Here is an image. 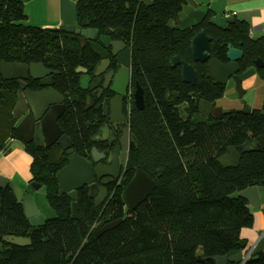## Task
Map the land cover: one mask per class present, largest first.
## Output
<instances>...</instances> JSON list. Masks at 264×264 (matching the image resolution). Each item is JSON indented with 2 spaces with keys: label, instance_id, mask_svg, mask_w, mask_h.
I'll use <instances>...</instances> for the list:
<instances>
[{
  "label": "trees",
  "instance_id": "16d2710c",
  "mask_svg": "<svg viewBox=\"0 0 264 264\" xmlns=\"http://www.w3.org/2000/svg\"><path fill=\"white\" fill-rule=\"evenodd\" d=\"M184 0H155L149 6L135 0H78L77 25L97 35L125 42L131 50L133 88L143 90V109L134 104L129 115L130 134L138 148L130 153L120 186L108 188L109 201L96 206L88 187L78 191V218L72 219L73 200L59 193L58 171L68 163L57 145L50 149L25 144L31 156V182L43 185L54 212L41 227H33L10 187L0 188V264H215L213 257L241 253V232L253 225L246 200L231 196L245 188L264 189V150L245 152L239 166L226 168L219 159L264 135V101L260 110L231 111L204 118L200 101L216 103L226 87L208 78V63L193 62L190 42L204 31L212 38L211 60L227 63V46L243 51V73L257 59L264 63V38L250 39L249 25L235 21L227 31L209 24L211 13L188 28L171 27ZM23 5L0 0V64L42 63L57 72L53 88L65 96L59 126L74 151L90 159L100 121L98 106L88 109L89 95L79 87L77 70L91 72L99 57L79 39L62 31L24 25ZM92 38H87L89 40ZM98 39H93L97 41ZM178 56L193 64L197 79L184 83L181 67H171ZM264 81V66L258 69ZM31 91L42 89L31 81ZM20 88L0 75V148L18 138L12 115ZM133 92V91H132ZM184 111V115L180 109ZM142 170L155 183L151 195L135 210L125 207L121 195ZM121 222L96 236L107 223ZM21 237L29 245L9 243ZM227 264H238L228 262ZM244 264H264V253Z\"/></svg>",
  "mask_w": 264,
  "mask_h": 264
},
{
  "label": "water",
  "instance_id": "95a60500",
  "mask_svg": "<svg viewBox=\"0 0 264 264\" xmlns=\"http://www.w3.org/2000/svg\"><path fill=\"white\" fill-rule=\"evenodd\" d=\"M154 1L155 0H136L139 5L145 4L149 6H151ZM213 1L216 0H184L181 12L169 22V25L174 28L177 27L189 14L196 11L199 7L209 8ZM235 21V17L225 15V12L214 13L209 18V24L222 31H227L230 25L235 23ZM54 30L62 31L66 36H76L83 48L88 46L93 53L99 57L100 61L94 72L95 78L102 77L103 71L107 69L110 64L108 61L110 54L114 58L115 64L120 66L119 71L115 70V66V74L114 70H112L109 73V79H106L103 85L104 89H108L111 93L115 94L111 103L107 101L104 102V106H106L105 109L112 113V119L114 114L120 112V106H122L123 103L122 100H125L126 97L130 95L129 92H131L130 90L133 88L129 69L131 65L130 48L122 42H110L111 39L108 36H101L98 41H93V39L86 40L87 38H92L87 36L89 35V30H82L78 25ZM211 42L212 38L204 31L196 33L190 42V54L195 63L204 64L209 62L208 78L217 84L226 86L229 79L235 78V76L239 74L238 64L243 58V51L232 45H228L226 51L227 63H222L217 59L211 60ZM109 47L112 48L111 53L107 51ZM118 47L120 49L124 48V61L120 60L119 56H121V53ZM254 64L258 68L264 66V63L260 59L256 60ZM170 66L181 67V77L184 83L193 85L196 82L197 72L193 64H188L180 57L175 56L170 60ZM87 71L86 69L78 70V73L82 74L79 79V87L83 91L89 90L90 82H92V78L87 76ZM55 74H57V72L51 71V69L46 68L42 63L25 64L3 61L0 64V75L2 79L5 81H17L20 88L17 94L16 106L12 112L14 119L19 122L15 128L18 133L17 136H19L24 143L30 144L34 142L36 146L46 149H50L52 146L57 145L67 154L68 163L62 170L58 171L56 179L59 185V193L68 194L73 200L70 208L72 210L71 217L76 220L78 218L76 203L78 191L81 190V188L88 187L89 197L93 199L94 204L97 207L105 204L109 201L108 186L123 179L121 167L117 165L118 156L121 152L127 153L130 150L134 151L138 146L136 144L133 148L129 149L127 143L125 144L122 138L125 130L128 138L130 136V128L129 125H127L126 119L123 118L119 120L113 118L112 120H108V123L112 126V130H110L112 134L111 139L106 144L108 148L102 152L95 146L92 147L89 160L79 156L73 149L72 141L64 134L57 122L65 110V96L53 88L52 77ZM29 80L39 81L44 89L40 91H31L27 87V81ZM132 97L134 106L139 110L143 109V90L138 84L134 86ZM215 104L216 103L200 101L198 111L204 118H209L211 116L219 118L222 116L221 114L229 113V111H224L216 107ZM180 111L187 112V110H183L182 108ZM240 112L249 113L251 109L244 104ZM262 114L264 115V111ZM121 125L123 127H120ZM261 150H264V135L260 136L258 139H254L252 142H246L238 149L231 148L227 154L219 159V162L226 168H236L239 166L243 153ZM104 159L107 161L106 164L103 163ZM30 185V188L34 191H39L43 187L42 184L36 182H30ZM6 187L12 189L17 198V202L23 206L24 214L29 220L30 225L33 227L43 226L46 219L31 198V195L26 193L19 186L11 183L8 179L0 176V188L4 189ZM155 188L156 183L142 170L136 169L133 179L123 190L121 199L126 208L135 210L142 202H145ZM231 197L246 200L250 209H260L261 206L264 205V189L257 186L245 188L233 194ZM120 222L121 219L107 223L96 231L95 235H102L118 226ZM5 240L9 243L22 246H27L30 243L28 239L21 237L8 236ZM241 246L245 248L246 242H241ZM262 250H264V235L260 237L256 243L252 258L255 259ZM211 259L214 260L215 264H227L228 262L242 264L243 262L241 253L231 257L219 256Z\"/></svg>",
  "mask_w": 264,
  "mask_h": 264
},
{
  "label": "crops",
  "instance_id": "0c3cea01",
  "mask_svg": "<svg viewBox=\"0 0 264 264\" xmlns=\"http://www.w3.org/2000/svg\"><path fill=\"white\" fill-rule=\"evenodd\" d=\"M18 1L23 5L24 17L22 24L24 25H32L44 29H60L62 27L77 26L78 0ZM224 12L225 15L235 17L236 21H243L249 25L250 39L259 40L264 38V0H216L211 2L209 8L199 7L196 9V11L189 14L186 19L182 20L178 26L181 28H188L200 23L209 13ZM90 32L91 31H89V35L95 36V34ZM258 69L259 68L254 64L253 67L251 66L243 73H240L239 70V74L235 76V78L229 79L226 84L224 96L227 93V89L232 90L236 87L239 93V99L242 100L243 103H246L251 110L262 109L263 103L261 107L256 103L260 94L263 96V100L261 101H264V81L258 76ZM251 100L255 103H252ZM215 106L218 107V104L216 103ZM218 108L222 109L225 107L221 106ZM25 144L29 143H24L18 136L16 139H8L4 147L0 148V176L8 179L11 183L19 186L26 193L30 194L37 207L44 214L43 216L52 218L54 212L47 203L44 188L42 187L39 191H34L30 188L32 159L25 151ZM252 212V227L243 229L241 232V240L242 242H246V247L242 248L243 250L241 251L243 257L242 264L253 257L256 243L260 237L264 235V205H262L260 209H252ZM261 253H264V250H262Z\"/></svg>",
  "mask_w": 264,
  "mask_h": 264
},
{
  "label": "flooded vegetation",
  "instance_id": "af4514ba",
  "mask_svg": "<svg viewBox=\"0 0 264 264\" xmlns=\"http://www.w3.org/2000/svg\"><path fill=\"white\" fill-rule=\"evenodd\" d=\"M87 36L88 37H92V39H94V40L95 39H98L97 38V35H95V36H93V35H87ZM110 39H111L110 42H122V43L125 44V42H123V41L114 40L112 38H110ZM111 50H112L111 47L107 48V51L109 53H111ZM118 50L121 53V56H119L120 57V60H123L124 61V57H125V56H123L124 48L123 49H120L118 47ZM99 61H100V59H99ZM108 61L110 62V64L108 65L107 69H105L103 71V75L100 78H95L94 77L95 68L99 64V62L97 63V65L95 66V68L91 72H89V70L87 71V76H90L92 78V82H90L89 90L86 91L88 93V95H89V101H88V105L89 106H88V109H90L91 107H94V106L101 107L100 108V116H101L100 121H101V123L99 125V128H98L97 132H95L96 134L92 138V140L94 142L93 141L92 142H93L94 146L96 148H98L102 152H104L108 148V146L106 144L111 139V135H112L111 134V131H110V130H112V126L108 123V120H112L113 118L114 119L122 120L123 118H125L126 119V122H127V125H129V115H130V112H131V107L134 104L133 103V97H132V93L134 92V88H132L130 90L131 92H129L130 95L127 96L125 100H122L123 103H122V106H120L121 107V110H119L120 112L114 114L113 118L111 119V117H112L111 114L112 113L108 112L105 109L106 106H104V102L107 101V102H110L111 103V101L115 97V94L111 93L108 89H104L103 88V85L105 83V80L106 79H109V73L112 70H114L115 66H116V68H115L116 71H119L120 66L115 64V60H114V58L112 57L111 54H110V56L108 58ZM130 68H131V65H130L129 69ZM81 69H84V68H81ZM115 70H114V74H115ZM77 72H78V70H77ZM130 73H131V69H130ZM79 74L82 76L81 73H79ZM31 81H33V80L27 81V87L30 85V82ZM15 82H17V81H15ZM36 82H39V81H36ZM131 82H132V76H131ZM28 89H29V87H28ZM43 89L44 88L42 87V89H40V90H43ZM40 90H37V91H40ZM106 111H107V113H106ZM181 113L183 115L185 114L184 112H181ZM120 127H123V126L121 125ZM129 134H130V131H129ZM122 138L125 141V144L127 143V147L129 149L133 148L136 145L134 139L131 137V134H130V136L128 138V135L126 133V130H125V133H123ZM30 144H34L35 145L34 142L33 143H30ZM132 151L133 150H130L127 153L121 152V154L118 156L117 165L119 167H121V173L123 172V177H124V174H125V169H126L128 163H129L130 153ZM103 163H105V164L107 163L106 159L103 160ZM124 163H125V165H124ZM120 183H121L120 181L119 182H114V183L110 184L108 186V188L111 187V186H113V185H115L116 187H118V186H120Z\"/></svg>",
  "mask_w": 264,
  "mask_h": 264
},
{
  "label": "rangeland",
  "instance_id": "374dc122",
  "mask_svg": "<svg viewBox=\"0 0 264 264\" xmlns=\"http://www.w3.org/2000/svg\"><path fill=\"white\" fill-rule=\"evenodd\" d=\"M230 94H232V95H230ZM262 98H263V96L260 94V97L256 102L257 105H260V107L263 103V101H261V100H263ZM253 102L254 101H252V103ZM216 103L218 104V107H221V106L225 107V108H222L224 111H241V109L243 108L242 105L244 106V104H246V103H243V101L239 99V93H238L236 87H234V89H232V90L227 89L226 95L223 98L219 99V101ZM256 108H259V107H256ZM44 192H45V190H44ZM42 215H44V214L42 213ZM44 218L49 219V217L46 218L45 216H44Z\"/></svg>",
  "mask_w": 264,
  "mask_h": 264
},
{
  "label": "bare ground",
  "instance_id": "6f19581e",
  "mask_svg": "<svg viewBox=\"0 0 264 264\" xmlns=\"http://www.w3.org/2000/svg\"><path fill=\"white\" fill-rule=\"evenodd\" d=\"M214 261V260H213Z\"/></svg>",
  "mask_w": 264,
  "mask_h": 264
}]
</instances>
